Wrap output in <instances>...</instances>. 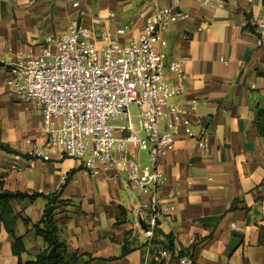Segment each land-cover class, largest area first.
Segmentation results:
<instances>
[{"label": "crops", "instance_id": "0c3cea01", "mask_svg": "<svg viewBox=\"0 0 264 264\" xmlns=\"http://www.w3.org/2000/svg\"><path fill=\"white\" fill-rule=\"evenodd\" d=\"M155 1L160 7L176 4L0 0V143L21 154L42 143L41 110L17 101L7 86L11 64L29 52L39 56L48 38L66 33L73 23L97 38L109 32L122 46L136 42ZM179 11L187 18L171 26L162 51L167 67L183 64L185 78L168 68L165 74L182 91L172 103L187 107L194 101L197 110L160 160L167 178L160 193L169 211L159 221L147 264H164L160 252L168 236L175 247L168 264H179L181 250H189L193 264H264V140L256 124L264 109V0H226L215 10L184 0ZM247 17L261 38L245 30ZM122 28L127 30L120 36ZM202 127L209 134L206 152L197 139L185 137L187 131L198 137ZM0 183L9 192L40 195L32 202H12L18 216L14 236L22 237L26 248L24 263L45 249L32 227L46 207L43 196L57 194L64 204L56 215L59 238L69 251L91 256V264H144L142 208L148 198L130 191L125 175L92 177L74 159L43 162L0 150ZM13 247L14 238L0 224V264H18Z\"/></svg>", "mask_w": 264, "mask_h": 264}, {"label": "built area", "instance_id": "2783aa9c", "mask_svg": "<svg viewBox=\"0 0 264 264\" xmlns=\"http://www.w3.org/2000/svg\"><path fill=\"white\" fill-rule=\"evenodd\" d=\"M182 1L176 0L172 7H160L155 1L156 10L146 17L143 32L129 45L122 46L109 32L97 38L86 27L73 23L66 33L48 38L39 56L29 52L9 66L7 86L15 99L36 104L42 114V143L32 145L24 155L43 162L74 159L92 177L125 175L130 189L147 196L142 208L147 216L144 264L148 263L159 221L169 211L160 193L167 182L159 169L160 160L174 144L179 128L189 125L191 114L197 110L194 101L187 107L172 103L182 91L170 84L165 74L168 68L178 79L185 78L183 64L167 67L162 51L171 26L187 18L179 11ZM195 1L209 10L219 9L226 2ZM126 30L120 29L118 34L123 36ZM131 105L140 111V130L145 139L134 128ZM185 137L197 139L199 148L208 150L206 127L198 137L191 131ZM141 151L148 152L147 165L141 164ZM171 256L166 249L160 252L164 264ZM179 264L193 262L181 257Z\"/></svg>", "mask_w": 264, "mask_h": 264}, {"label": "trees", "instance_id": "16d2710c", "mask_svg": "<svg viewBox=\"0 0 264 264\" xmlns=\"http://www.w3.org/2000/svg\"><path fill=\"white\" fill-rule=\"evenodd\" d=\"M245 30L258 35L261 38L258 26L252 24L250 17H247ZM256 124L260 135L264 140V109L257 112ZM0 150L26 159L31 158V156L21 154L3 143H0ZM39 196L40 195L37 194L28 195L20 192H9L4 190L3 185L0 183V224H3L7 232L14 238L13 254L19 259L18 264H80V261L83 259H85L84 264L93 263L95 259L91 256L80 255L76 251H69L67 246L60 241V231L56 221V215L64 204L58 202L59 196L57 194L43 196L47 200L46 207L39 223L32 227L34 234L43 239L45 249L37 256L35 261L24 263L21 260V255L26 252V248L23 238L14 236L13 229L18 221V216L13 210L12 202L18 200H28L32 202ZM24 223L27 226L29 224L27 220L24 221ZM166 240L167 243L163 244V249L168 250L172 255H174L175 247L173 237L168 236L166 237ZM179 257H190L189 250H181L179 252ZM114 260L118 259H110L108 261Z\"/></svg>", "mask_w": 264, "mask_h": 264}, {"label": "rangeland", "instance_id": "374dc122", "mask_svg": "<svg viewBox=\"0 0 264 264\" xmlns=\"http://www.w3.org/2000/svg\"><path fill=\"white\" fill-rule=\"evenodd\" d=\"M129 112L133 118V125H134V128L135 130L139 133V137L141 139H145L146 136L145 134L140 130V111L139 109L137 108V106L135 105H131L130 108H129ZM113 124H119V125H125L126 123L122 122V121H113L111 122ZM140 160H141V163L143 165H147L148 164V152L147 151H141L140 152ZM130 191L136 193V194H139L138 191L136 190H133V189H130Z\"/></svg>", "mask_w": 264, "mask_h": 264}]
</instances>
